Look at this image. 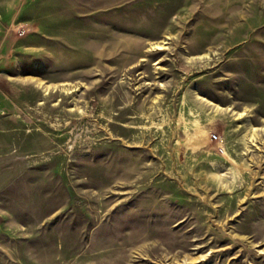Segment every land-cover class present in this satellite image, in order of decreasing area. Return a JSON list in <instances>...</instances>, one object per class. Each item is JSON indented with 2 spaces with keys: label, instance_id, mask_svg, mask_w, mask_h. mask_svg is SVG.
<instances>
[{
  "label": "rangeland",
  "instance_id": "rangeland-1",
  "mask_svg": "<svg viewBox=\"0 0 264 264\" xmlns=\"http://www.w3.org/2000/svg\"><path fill=\"white\" fill-rule=\"evenodd\" d=\"M263 193L264 0H0V264H264Z\"/></svg>",
  "mask_w": 264,
  "mask_h": 264
},
{
  "label": "bare ground",
  "instance_id": "bare-ground-1",
  "mask_svg": "<svg viewBox=\"0 0 264 264\" xmlns=\"http://www.w3.org/2000/svg\"><path fill=\"white\" fill-rule=\"evenodd\" d=\"M159 44V43H157ZM162 44V43H161ZM162 46V45H160ZM157 48V47H156ZM161 48V47H160ZM229 109V108H228ZM248 113V112H247ZM241 115V114H240ZM239 115V116H240ZM249 115V114H248ZM251 115V114H250ZM242 116V115H241ZM249 124V123H248ZM254 128V127H253ZM187 129V128H186ZM251 129V128H250ZM258 130V129H257ZM252 131V130H251ZM254 132V131H252ZM258 132V131H257ZM253 134V133H252ZM254 135V134H253ZM256 135V134H255ZM211 137V134L207 131V130H204V129H195L193 132H189L186 134L185 138L182 140V143L185 145V148L187 150H191L192 152H195L197 150H199L202 146H204L207 142H208V139ZM255 137V136H254ZM248 140V139H247ZM250 140V139H249ZM249 150V149H248ZM226 152V151H225ZM230 155V154H229ZM227 153H224V159L226 161H228L229 163L232 164V167L231 168H235L237 170V167L239 168L240 166H238L234 161L233 159L229 156ZM211 162V161H210ZM212 163V162H211ZM214 164V163H213ZM212 164V165H213ZM243 164V163H242ZM246 166V165H245ZM245 168V167H244ZM216 169V168H215ZM246 169V168H245ZM223 170V169H222ZM230 171V169H228ZM234 170V173L235 171ZM241 170V169H240ZM233 171V169H232ZM221 173V172H220ZM226 173V172H225ZM232 175V174H231ZM219 176H221L220 174H216V178H218ZM223 176V175H222ZM251 193V192H250ZM264 194V193H263ZM248 196V195H246ZM259 196V195H257ZM255 196H253L254 198ZM249 199V198H248ZM247 199V200H248ZM242 201V200H241ZM263 230V228H262ZM240 238V237H239ZM241 239V238H240Z\"/></svg>",
  "mask_w": 264,
  "mask_h": 264
},
{
  "label": "built area",
  "instance_id": "built-area-1",
  "mask_svg": "<svg viewBox=\"0 0 264 264\" xmlns=\"http://www.w3.org/2000/svg\"><path fill=\"white\" fill-rule=\"evenodd\" d=\"M212 140L216 141L219 139V136L217 134H211V137H210Z\"/></svg>",
  "mask_w": 264,
  "mask_h": 264
}]
</instances>
